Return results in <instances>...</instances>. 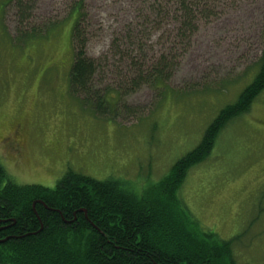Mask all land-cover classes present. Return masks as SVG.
<instances>
[{"label": "rangeland", "instance_id": "rangeland-1", "mask_svg": "<svg viewBox=\"0 0 264 264\" xmlns=\"http://www.w3.org/2000/svg\"><path fill=\"white\" fill-rule=\"evenodd\" d=\"M79 1L87 12L86 53L105 59L95 85L113 95L120 81L124 93L105 115L68 91L71 9ZM8 2L0 0V140L19 121L28 123L30 135L21 161L0 144V165L21 184L53 187L71 169L116 178L151 197L171 165L252 80L264 47V0H210L213 11L200 16L195 10L194 32L183 45L173 32L167 39L175 15L160 21L151 12V4L164 0H31L24 23ZM136 9L140 15L133 19ZM130 19L143 23L149 56L170 53L164 82L150 79L136 88L116 76L124 75L128 62L108 49ZM176 194L202 230L231 241L238 264H264V89L247 112L221 128Z\"/></svg>", "mask_w": 264, "mask_h": 264}, {"label": "trees", "instance_id": "trees-1", "mask_svg": "<svg viewBox=\"0 0 264 264\" xmlns=\"http://www.w3.org/2000/svg\"><path fill=\"white\" fill-rule=\"evenodd\" d=\"M209 1L164 0L150 6L160 21L175 15L167 39L173 32L183 45L194 32L195 10L200 16L213 11ZM8 3L13 4L19 23L27 20L34 5L31 0ZM74 4L68 91L96 114L105 115L106 108L119 104L123 89L120 81L113 82V95L96 87V75L105 59L101 62L87 55V12L81 1ZM139 15L136 9L132 18ZM144 16L141 19L146 21ZM125 26L121 39L113 38L108 49L125 54L128 62L124 75L116 76L136 88L150 79L164 82L173 64L170 53L149 56L142 44L143 23L138 25L130 19ZM123 44L127 45L125 51ZM263 89L264 47L252 80L232 103L218 111L199 143L171 165L156 183L160 191L151 197L129 189L116 178L100 180L71 169L53 187L21 184L0 166V264H238L231 241L202 230L180 206L176 192L186 171L208 155L221 128L247 112Z\"/></svg>", "mask_w": 264, "mask_h": 264}, {"label": "flooded vegetation", "instance_id": "flooded-vegetation-1", "mask_svg": "<svg viewBox=\"0 0 264 264\" xmlns=\"http://www.w3.org/2000/svg\"><path fill=\"white\" fill-rule=\"evenodd\" d=\"M28 134L30 135L28 123L26 121H19L14 124L12 130L1 137L0 144L5 146L12 156L15 155L16 159L21 161L23 152L28 146V144H26Z\"/></svg>", "mask_w": 264, "mask_h": 264}, {"label": "water", "instance_id": "water-1", "mask_svg": "<svg viewBox=\"0 0 264 264\" xmlns=\"http://www.w3.org/2000/svg\"><path fill=\"white\" fill-rule=\"evenodd\" d=\"M84 211V210H83ZM3 241V240H0V242Z\"/></svg>", "mask_w": 264, "mask_h": 264}]
</instances>
